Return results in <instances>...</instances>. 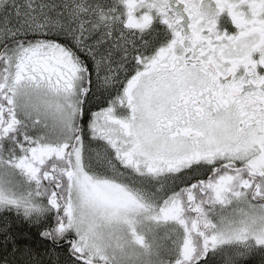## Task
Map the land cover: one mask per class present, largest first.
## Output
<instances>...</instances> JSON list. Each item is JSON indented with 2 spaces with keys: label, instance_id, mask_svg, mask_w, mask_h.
Instances as JSON below:
<instances>
[{
  "label": "snow or ice",
  "instance_id": "snow-or-ice-1",
  "mask_svg": "<svg viewBox=\"0 0 264 264\" xmlns=\"http://www.w3.org/2000/svg\"><path fill=\"white\" fill-rule=\"evenodd\" d=\"M0 264H264V0H0Z\"/></svg>",
  "mask_w": 264,
  "mask_h": 264
}]
</instances>
